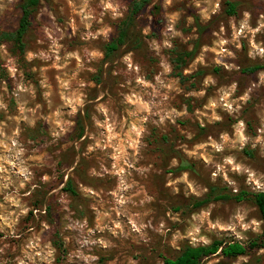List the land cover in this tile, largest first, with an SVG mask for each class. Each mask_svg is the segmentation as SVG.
Here are the masks:
<instances>
[{
    "label": "rangeland",
    "instance_id": "rangeland-1",
    "mask_svg": "<svg viewBox=\"0 0 264 264\" xmlns=\"http://www.w3.org/2000/svg\"><path fill=\"white\" fill-rule=\"evenodd\" d=\"M134 1L111 0L114 12L101 0H43L21 50L3 37L19 26L20 0H0V140L17 141L31 173L5 164L0 214L16 223L0 231V264H165L187 245L263 234L253 194L264 191V70L243 69L264 63L253 53L264 0H152L107 58ZM246 12L252 31L238 39ZM211 185L229 198L195 208ZM203 264H264V249Z\"/></svg>",
    "mask_w": 264,
    "mask_h": 264
},
{
    "label": "trees",
    "instance_id": "trees-1",
    "mask_svg": "<svg viewBox=\"0 0 264 264\" xmlns=\"http://www.w3.org/2000/svg\"><path fill=\"white\" fill-rule=\"evenodd\" d=\"M42 1L43 0H20L21 18L19 21V26L15 32L10 34H3L4 38L13 40L21 50H23L26 46L25 37L30 31L33 16L40 8ZM151 1L152 0H137L132 3L128 16L121 22L119 26L116 38H114L111 43L106 45L105 53L107 58L114 55L127 43L132 34V28L134 27L137 17L141 14L144 8L150 4ZM225 5L227 6V8L225 9L226 15L232 16L237 13L239 2L228 1L225 3ZM197 49L198 47H195V49L191 53H187V56H189L190 60H192L195 56ZM179 58V60L181 61V55L179 56ZM185 64L186 62L182 61L180 68L183 69L185 67ZM258 70H264V63L244 68L243 72L253 73ZM178 76L183 77L181 72ZM192 167V165L183 164L177 169V171L188 170ZM66 190L71 193H75L71 182L68 183V187ZM209 190L210 191L205 199L198 200L195 203V208L203 207L204 205L211 203L212 201H222L229 198L227 195H222L221 193H219L215 185H211L209 187ZM245 194L247 193L244 192L239 196L237 195L236 200H243ZM253 200L260 214L261 221L263 222V234L261 235V237L249 243H242L238 241L227 243L223 240H215L209 245H187L183 248V250L177 257L166 258L165 264H203L206 259L214 255H221L224 258L235 260L238 257L248 256L254 251L264 249V191L253 194ZM35 210H40L41 212L40 206H35ZM46 214L47 215L45 217L50 219L51 210L49 208L47 209ZM28 220H32L33 222L36 220L34 211L30 212Z\"/></svg>",
    "mask_w": 264,
    "mask_h": 264
},
{
    "label": "clouds",
    "instance_id": "clouds-1",
    "mask_svg": "<svg viewBox=\"0 0 264 264\" xmlns=\"http://www.w3.org/2000/svg\"><path fill=\"white\" fill-rule=\"evenodd\" d=\"M101 2H102V4L104 5V7L106 9H112L115 12V9L113 7V4H112L111 0H101ZM169 2H170V0H169ZM244 16H245V20L241 24L240 31L234 33L236 36H239V35L243 34L245 29H248L249 31H252V29H250L249 26H248L249 13L246 12L244 14ZM262 19H264V18H262ZM233 27L235 29V25H233ZM260 28H264V23L260 24ZM260 28L255 29V31L256 32L260 31ZM220 43H221V45H223V44L227 43V41L221 40ZM168 46L170 47V45H168ZM260 51L262 53H264V49H261ZM69 55H72V54H69ZM93 55L94 56L98 55V53H93ZM31 57H32V54L29 53L28 54V58L31 59ZM76 58L79 60V56L78 55L76 56ZM125 60L126 61L130 60V57H125ZM129 67H131L130 63H129ZM262 79H264V76H262ZM235 88H236V85L233 84L232 85V89L235 90ZM242 99H247V97L245 96ZM3 107H6V106L3 105L2 103H0V108H3ZM213 107H215V105H213ZM226 107L229 110L232 109V105L231 104H227ZM216 119H220V118L216 117ZM243 127H244V124L241 121L240 124L237 126V130H238V133H239V138H240L241 143H243L246 140V138L243 136V132H242ZM16 134L18 135V132ZM0 135H2V133H0ZM222 139L227 141L228 140L227 135H224L222 137ZM213 147L216 148L217 151L221 150V146L217 145L215 143H213ZM0 148H3L6 152L12 154L11 158L9 156L0 155V179H8L10 181V177H5L4 175H2V174L7 173V169L5 168V164H10L13 168L18 169L19 175L23 176L25 181H28L30 179L31 173L29 172L27 167L23 166L24 162L21 159V157L23 156V149L18 147L17 141L13 139L12 143H11V146H9V145H7L5 143V141L0 140ZM226 162L229 163V164H232L233 160H232V158H228ZM235 167H236V169H239V165H236ZM214 176H215V174H214ZM42 179L44 181H48L49 177L47 175H45ZM6 187H8V184L0 185V189L6 188ZM21 187H23V184H21ZM5 200L10 201L12 204H15L17 207H21L19 199H17L14 196H5ZM121 203H123L122 200H121ZM3 207H4V205L0 204V209H2ZM27 211H28V209L26 207H22L21 208V214H25L26 215ZM15 215H16L15 213H9L8 215L0 214V221L3 222L2 224H0V231H3V226L4 225H7L10 228L14 227V225L16 223V220L11 219L10 217L15 216ZM239 218L241 220L243 219V217H239ZM17 219H18V217H17ZM252 223L255 224L256 221H253ZM117 227H119V225H117ZM244 227H247V225H245ZM13 235H15L14 232H13ZM237 235L239 236V234H237ZM101 243H103V241H101ZM36 246L37 245H35L33 243H29V245H28V247H36ZM0 252H3V249H0ZM36 255L40 256L41 253L37 252ZM48 255L50 256L51 253L49 252ZM93 259H95V258H93ZM18 264H25V262H24V260L20 259L18 261Z\"/></svg>",
    "mask_w": 264,
    "mask_h": 264
},
{
    "label": "built area",
    "instance_id": "built-area-1",
    "mask_svg": "<svg viewBox=\"0 0 264 264\" xmlns=\"http://www.w3.org/2000/svg\"><path fill=\"white\" fill-rule=\"evenodd\" d=\"M240 29H241V25H240ZM239 29V31H240ZM245 33H246V29L244 30L243 34L239 35V38L238 39H244V36H245ZM241 44L238 46L240 47ZM228 48H224V51H227ZM261 49H264V47H261V48H256L253 53L255 56H259V57H263L264 56V53H262L260 50Z\"/></svg>",
    "mask_w": 264,
    "mask_h": 264
}]
</instances>
